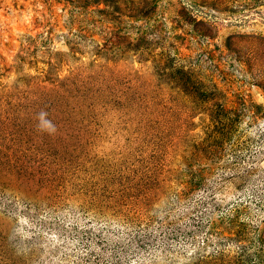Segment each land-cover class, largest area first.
Listing matches in <instances>:
<instances>
[{
    "label": "rangeland",
    "instance_id": "1",
    "mask_svg": "<svg viewBox=\"0 0 264 264\" xmlns=\"http://www.w3.org/2000/svg\"><path fill=\"white\" fill-rule=\"evenodd\" d=\"M211 205L232 221L162 234ZM3 207L0 264H255L230 239L264 256V0H0Z\"/></svg>",
    "mask_w": 264,
    "mask_h": 264
},
{
    "label": "trees",
    "instance_id": "2",
    "mask_svg": "<svg viewBox=\"0 0 264 264\" xmlns=\"http://www.w3.org/2000/svg\"><path fill=\"white\" fill-rule=\"evenodd\" d=\"M185 3L188 6L189 10L195 11L197 14H199L201 16L209 17V18L213 19V16L208 14L207 12H205L198 4L193 3V2H186V1H185ZM180 132H183V130L181 129ZM183 135L187 136V133H184ZM193 146L197 148L199 145L196 146V144H194V141H192V143H190L186 146V149L190 151L193 148ZM183 160L184 161L186 160V156L183 157ZM197 173H198V175L201 173L200 166H199V172L196 171L195 173H190V174L185 175V177H186L184 179V181H185L184 184L186 185L185 189L188 190L189 192L193 193L196 190H199L201 179H199L196 176ZM194 177H196V178H194ZM197 202L200 203L201 201L198 200ZM205 204L208 205L207 202ZM210 207H211L212 211L207 212L205 210L204 213L201 212V214H197V215H193V216H190L191 215L190 214L188 217H185L186 221L185 222L182 221V227H180V228L176 227L174 230L168 228L167 225H169L170 223L168 222V224H167L166 221L163 220L160 224L161 226H163V228H161L162 234L166 235V237H165L166 239L171 238V235H173V234L176 235V237L178 235L185 237V236H189V235H195L196 231H197V233H198V231H201V226H203L204 223L207 225H210L211 227H215L217 229L216 226H218L219 223L225 224L224 222H229V221L231 222L232 221L231 218H228V217L224 218L221 214L219 216H215V212H214L215 205H214V207H212V205ZM10 208H11V206L9 207V209ZM9 209L7 207L0 208V214L2 216H4V213H5L4 211H8ZM8 212L11 213V210ZM9 215H12V214H9ZM204 217H205L206 221L203 222V224H201V226H200L199 225V219L201 222L204 219ZM170 219L173 220L172 216L168 215L167 220H170ZM40 221L42 222V220H40ZM163 223H164V225H163ZM263 224H264V219H263V222H259L255 226H251V227L257 228L259 226V229H260L264 226ZM248 226H246V224H244V223H242L241 226H236L234 229L236 233H233L235 238H231L230 243L234 244L237 247V249L240 252H242L241 258H244V255H243L244 252L248 253L247 254L248 257L243 259V262H245V263L249 262V263H255V264H264L263 254H260V255H256L254 253H253L254 255L249 254V251H247L248 244H246L244 242L241 243L240 241H238L236 239V237H239V235L241 236V232H240L241 229H249ZM240 227H241V229H240ZM79 231L80 232H79L78 239L80 240L81 243H83L85 240L89 239L87 236H85L82 233V228H80ZM174 231H177L176 233H179V234H176ZM260 231H262V230L260 229ZM116 232H117V235L116 234H113V235L118 237V241H120V243L123 245V249H124L123 252H125V253H127V251L130 250V253L133 255L135 253V251L140 249L141 247H144L147 249V247L150 246V244H149L150 238H149L148 232L146 233L145 231H142L141 228L136 229V231L134 233L128 232L127 236H123V235L118 234V231H116ZM217 233L220 235L222 232L218 231ZM90 242H91V240H88L85 244H90ZM258 251L263 252L262 248H260ZM134 257H136V256H134Z\"/></svg>",
    "mask_w": 264,
    "mask_h": 264
}]
</instances>
